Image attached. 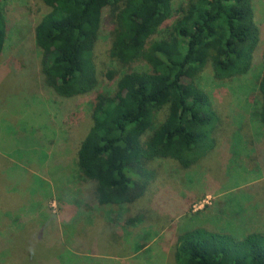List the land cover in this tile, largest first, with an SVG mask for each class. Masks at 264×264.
Returning a JSON list of instances; mask_svg holds the SVG:
<instances>
[{"label": "rangeland", "instance_id": "1", "mask_svg": "<svg viewBox=\"0 0 264 264\" xmlns=\"http://www.w3.org/2000/svg\"><path fill=\"white\" fill-rule=\"evenodd\" d=\"M1 4L9 32L0 56V264H177L178 237L188 230L264 233V0H253L260 43L249 72L217 79L209 66L198 79L218 115L215 147L188 168L150 162L139 177L145 192L124 205L98 203L77 164L96 91L113 92L119 77L107 72H122L110 56L112 24L105 21L94 50L97 90L65 98L45 85L35 36L50 7Z\"/></svg>", "mask_w": 264, "mask_h": 264}, {"label": "trees", "instance_id": "2", "mask_svg": "<svg viewBox=\"0 0 264 264\" xmlns=\"http://www.w3.org/2000/svg\"><path fill=\"white\" fill-rule=\"evenodd\" d=\"M42 1L50 11L35 36L45 85L61 97L97 90L94 50L105 21L112 24L110 56L122 72H107L119 77L113 92L96 91L93 122L77 153L98 203L135 202L145 192L139 177L157 158L188 168L215 147L218 115L198 79L209 66L217 79L249 72L260 43L253 0H182L177 8L178 0ZM174 15L165 34L156 37ZM8 32L0 0V56ZM138 62L144 67H135ZM259 86L264 125V71ZM175 259L177 264H264V233L239 239L197 227L179 235Z\"/></svg>", "mask_w": 264, "mask_h": 264}]
</instances>
